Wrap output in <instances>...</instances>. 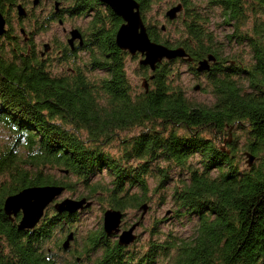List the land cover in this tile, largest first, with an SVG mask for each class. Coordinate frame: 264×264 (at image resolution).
I'll return each instance as SVG.
<instances>
[{"label":"trees","instance_id":"obj_1","mask_svg":"<svg viewBox=\"0 0 264 264\" xmlns=\"http://www.w3.org/2000/svg\"><path fill=\"white\" fill-rule=\"evenodd\" d=\"M136 1L149 38L182 46L192 58L163 59L154 71L141 66L147 90L133 92L125 72L130 54L115 41L122 20L100 0H79L70 7L72 16L93 10L85 27L86 49L92 50L91 66L104 73L98 81L80 70L51 75L25 41L26 47L16 45L9 58L0 54V128L8 133L0 145V264H78L59 260L45 246L77 212H43L34 227L20 229L21 212L11 219L3 210L6 197L24 188L69 187L53 178L48 171L53 168L66 170L93 195L100 187L91 180L106 171L112 180L102 193L108 206L122 213L147 203L146 175L156 170L159 187L172 171L177 214L196 217L191 237L169 234L141 254L110 240L101 228L83 248L85 256L100 252L93 264H157L163 257L167 261L161 264H264V0H207L232 29L227 41L249 48L250 62L221 55L207 17L190 0H179L182 34L175 39L145 21L151 0ZM3 4L0 0L4 15ZM6 31L2 35L15 41L17 36ZM209 53L216 58L210 69L197 72V61ZM177 59L195 75L203 74L206 85L199 89L210 93V103L189 100L176 77ZM134 128L140 131L121 136ZM235 129L245 133L243 155L250 152L257 160L245 169L239 166ZM113 140L119 146L114 156L105 150ZM196 154L200 166L190 161Z\"/></svg>","mask_w":264,"mask_h":264},{"label":"rangeland","instance_id":"obj_2","mask_svg":"<svg viewBox=\"0 0 264 264\" xmlns=\"http://www.w3.org/2000/svg\"><path fill=\"white\" fill-rule=\"evenodd\" d=\"M2 11L6 17L5 28L9 35L17 36L16 40L7 39V37L0 36V54L6 58L10 57V51L16 45L19 47H26L24 43L25 37H27V47L34 49L36 52L43 51L44 44H51L52 50L43 57L45 68L51 75L67 74L70 69L80 70L84 73V76L91 82L98 81L99 78L104 77L102 70L93 68L92 62V50L79 49L76 50L74 55H68L67 50L62 46L66 42L63 27L66 31L70 29V26L80 27L85 30L88 20L92 15L85 16H71L64 18L63 25L59 24L56 20H50L47 18L48 12L53 8V2L49 0H40L38 4L31 3L32 0H27L26 9L29 11L28 16L18 17L17 8L9 4L15 2L14 0H2ZM17 1V0H16ZM179 0H151L149 9L145 14V21L147 23H156L159 27L164 25L167 32V38H177L181 33L180 19L183 13H179L178 17L172 21L165 16V12L172 6L178 3ZM192 7H195L201 14L207 17V27L212 31L214 39L218 42V45L222 46L221 55L223 56H241L243 60L251 61V54L249 48L244 45H236L233 42H228L226 35L230 34L232 29L223 24L222 18L219 15V9L215 6L209 5L207 0H190ZM197 11V12H198ZM251 24V20L248 21ZM23 29L24 33L21 32ZM164 30V31H165ZM24 34V35H23ZM4 38V39H3ZM44 55V54H43ZM140 55L134 57L128 55L125 59V72L132 86L133 92H140L143 90L142 81L146 77L141 65L139 64ZM176 77L181 87L184 89L186 96L195 104H208L212 100L210 93H206L199 90H194V85L205 86V77L203 74L195 75L190 69V65L181 59H177L175 62ZM150 72L147 71L146 74ZM140 131V128H134L129 131L121 132V136H130ZM233 134L237 137L238 144V157L240 169H245L247 164L245 163L244 142L245 133L241 129H235ZM236 138V137H235ZM8 133L0 128V145L7 141ZM106 151H109L112 156L119 153V146L116 140H113L109 145L105 147ZM240 152V153H239ZM190 161L195 166H200V156L198 154L192 156ZM254 162H257L255 159ZM131 164L136 162L131 161ZM162 165V163H160ZM53 178L62 181L69 185L66 189L57 197L53 199L45 208L43 212L51 214L54 211V204L61 201L64 198L78 199L86 197L92 201V204L80 210L76 213V219L66 223L61 228H56L49 241L46 243V248L57 255L59 260H71L77 261L78 264H93L94 260L98 257L99 251L92 252L89 256L83 254L84 244L89 236L96 234L103 224V214L108 206V197L106 190L110 188L111 176L102 171L99 175L95 176L91 181V185L97 186L99 193L97 195L91 194L88 189L84 188L81 184L75 183V178L69 174L64 173L60 168H53L48 170ZM213 173H216L213 170ZM173 172H169V177L165 178L163 183L159 185V176L157 171H153L151 174L146 175L147 181V197L148 208L143 213L140 208H127L123 211L120 223V231L129 228L136 221L139 224L134 229L133 233L136 235L134 241L127 247L128 251L137 252L141 254L145 251L150 244L154 241L165 240V237L175 236V238L186 239L192 236L195 231L196 217L187 216L184 214H177L176 206L173 204L171 198L172 187L174 186ZM64 186V185H63ZM106 189V190H105ZM105 190V191H104ZM131 192L140 194L136 188L131 189ZM141 215L143 216L141 218ZM42 217V216H41ZM119 231V232H120ZM73 232L74 238L70 241L69 249L64 250L61 244L67 234ZM117 235L110 236V240H116ZM59 246V247H58ZM78 259V260H77ZM161 259V258H160ZM167 261V257H163L160 261Z\"/></svg>","mask_w":264,"mask_h":264},{"label":"water","instance_id":"obj_3","mask_svg":"<svg viewBox=\"0 0 264 264\" xmlns=\"http://www.w3.org/2000/svg\"><path fill=\"white\" fill-rule=\"evenodd\" d=\"M108 5L112 11L121 18L122 22L119 25L115 41L121 50L128 52L131 56L136 54L140 55L139 64L141 66L149 67L150 71H154L157 64L163 59L172 60L176 58H182L186 61H191L192 58L186 52L182 46L168 47L162 43L152 41L146 31V26L141 16L139 9V3L136 0H100ZM36 0L34 3L36 4ZM17 14L22 16L25 14V10L22 5H17ZM183 5L181 2L172 5L166 12L165 16L169 20H174L178 14L182 11ZM5 20L0 12V36L5 31ZM164 30V25L161 26ZM21 32L24 33L23 29ZM78 39V45L83 43L82 35L77 28L69 31L68 44L72 47L74 40ZM50 49L48 43L44 44V54ZM215 56L209 53L206 57L199 59L196 65V71L202 73L210 69V62L215 61ZM152 77V76H151ZM143 87L147 90V82L143 80ZM200 85H194V90H199ZM246 163L248 166L252 165L255 156L250 153H245ZM67 173V171H63ZM65 187L63 185H44V186H31L22 189L21 191L9 195L6 197L3 205V210L11 219L20 211L22 216L18 222V228H32L40 220L44 208L53 201V199L59 196ZM92 204L91 200L86 197L78 199L64 198L59 202H56L54 210L57 213L67 212L74 214L80 210L88 208ZM143 213L148 208L147 203H143L140 207ZM123 213L120 210L113 208H107L103 214V231L106 235H117V241L119 245L127 246L132 243L136 237L133 233L139 221H136L129 228L120 231L121 217ZM143 216L141 215V218ZM120 231V232H119ZM74 238L73 232H69L63 240L61 247L65 250L70 246V241Z\"/></svg>","mask_w":264,"mask_h":264},{"label":"flooded vegetation","instance_id":"obj_4","mask_svg":"<svg viewBox=\"0 0 264 264\" xmlns=\"http://www.w3.org/2000/svg\"><path fill=\"white\" fill-rule=\"evenodd\" d=\"M15 2H12V6L14 7H17L18 4L22 5V7L24 8L25 10V14L22 15V16H19L18 14V17H27L28 14H29V11L26 9V2L27 0H14ZM29 1V0H28ZM35 0H32L31 3L32 5L35 4L34 3ZM36 4L39 3L40 0H36ZM50 2H53V8L48 12L47 14V18H49L50 20H56L59 24L63 25L65 20L64 18L66 17H71L72 15L70 14V7L73 5V4H77L79 2V0H49ZM78 1V2H77ZM80 3V2H79ZM34 6V5H33ZM92 11H88V15H92ZM1 12V10H0ZM2 14V12H1ZM88 15H84L85 17H87ZM2 16L4 17V20L6 21V18H5V15L2 14ZM75 17L77 16H80V15H73ZM92 17V16H91ZM74 28H77L81 35H82V39H83V43L81 45H78V39L74 40V43H73V46L71 47L69 44H68V41L67 39L69 38V31L74 29ZM62 32H64V36H65V39H66V42H64L63 44V48L65 50H67V54L68 55H74L75 51L76 50H79V49H86V46L88 45V43L90 42L89 41V38H88V35L86 33V29H82L80 27H75V26H70V29L66 31V28L63 27L62 29ZM24 35V34H23ZM25 42H28L27 40V37H25ZM52 45L50 44V50H52ZM49 50V51H50ZM45 52L44 55L41 53L42 51H38V54L39 56L43 59V57L49 52ZM136 55H139V54H136ZM44 60V59H43ZM70 71L72 72H75V69H70ZM102 230H103V225H102Z\"/></svg>","mask_w":264,"mask_h":264}]
</instances>
